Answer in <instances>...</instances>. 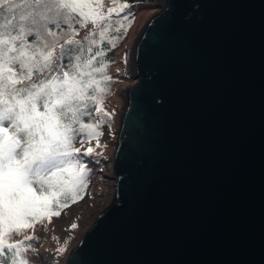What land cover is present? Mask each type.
Wrapping results in <instances>:
<instances>
[{
	"label": "water",
	"instance_id": "1",
	"mask_svg": "<svg viewBox=\"0 0 264 264\" xmlns=\"http://www.w3.org/2000/svg\"><path fill=\"white\" fill-rule=\"evenodd\" d=\"M155 5L129 53L110 203L62 264H264V0Z\"/></svg>",
	"mask_w": 264,
	"mask_h": 264
},
{
	"label": "snow or ice",
	"instance_id": "2",
	"mask_svg": "<svg viewBox=\"0 0 264 264\" xmlns=\"http://www.w3.org/2000/svg\"><path fill=\"white\" fill-rule=\"evenodd\" d=\"M130 7L0 0V264H31L36 238L27 230H47L83 198L91 170L82 157L95 150L75 145L103 147L111 116L103 107L112 82L106 53L127 35Z\"/></svg>",
	"mask_w": 264,
	"mask_h": 264
},
{
	"label": "rangeland",
	"instance_id": "3",
	"mask_svg": "<svg viewBox=\"0 0 264 264\" xmlns=\"http://www.w3.org/2000/svg\"><path fill=\"white\" fill-rule=\"evenodd\" d=\"M127 2L131 5L130 12L134 14L136 20L128 29L125 40L120 41V44L124 45L117 52V64L113 69L118 70L117 66L119 65L121 69L123 68L124 71L127 70L129 73L128 59L132 42L144 23L151 15L158 12L159 7L155 5V0H127ZM111 3L112 0H105L106 5L111 6ZM133 83L134 81L129 78V82L121 90H119V84L115 85L114 95L117 96V99L114 100L112 97L107 96L104 101L110 103L111 107L118 112V115L121 112L124 91ZM113 87H111V90ZM116 119L113 130L105 127L102 129L103 135L100 137L99 143L103 147H98L93 155L84 158L91 171L88 187L84 191L83 198L64 209L59 218L53 217L52 222L47 225V230L40 225H37L34 231L31 229L30 235L36 238L33 245L35 251H31L29 254L33 264H62L68 251L75 245L80 235L92 224L95 214L101 213L109 205L113 193L112 180L98 177L97 170L99 167H103L108 173L111 168L110 158L119 116ZM73 224L76 225L75 228H72ZM53 237L57 239L54 240ZM60 248L64 249L62 253L57 251Z\"/></svg>",
	"mask_w": 264,
	"mask_h": 264
},
{
	"label": "trees",
	"instance_id": "4",
	"mask_svg": "<svg viewBox=\"0 0 264 264\" xmlns=\"http://www.w3.org/2000/svg\"><path fill=\"white\" fill-rule=\"evenodd\" d=\"M121 15H123V14H121ZM129 15H130V17H134L133 22H132V24H133V23L135 22V20H136V19H135V16H134V14L131 13V12H129ZM90 28H91V26L89 25V29H86L85 31H81L80 36H79L78 38L83 39V37L86 35L87 31L90 30ZM113 35H115V33H113ZM125 36H126V35H125ZM125 36H123L122 39H121L120 41L125 40ZM123 45H124V44H123ZM123 45L120 44V42H119V45H118L116 48H112V49H110L109 51H107V53H106L107 58H108V60H109V68H108V70H107V74L110 75V76L112 77V82H111V84H110V90H111V87L114 86V87L112 88V90H111V94L108 95V97H112V99H114V100L117 99V98H116L117 96L114 95V94H115V92H114L115 85H118V84H119V86H120L119 90H121V89L127 84V82H129V78H130L129 73L127 72V70L124 71L123 68L121 69L119 65L117 66L118 70H114V69H113V68L115 67V65L117 64V63H116L117 52H118L119 49H122ZM103 107H104V109H105L108 113L111 114V116H110V119H109L108 123H106V124H104V125L102 126V129H103V127H105V128H110V129L113 130V129H114V128H113L114 125H116V121H117L116 118H118V116H119V115H118V112L115 111V109L111 107L110 103H105V102H104ZM112 109H113V110H112ZM102 129H101V130H102ZM112 130H111V131H112ZM99 139H100V138H99ZM96 143H97L96 140H93V141H91L90 143H85V144L83 145V147H81V145H80L79 143H76L75 147H76V148H80V149H81V153H83L84 151H86L87 148H89V147L94 148V150L96 151L97 148H98V147H96ZM91 144H93V145H91ZM95 151H94V152H95ZM87 157H88V156H87ZM89 157H90V156H89ZM82 158L84 159V158H86V157H82ZM83 196H84V193H83ZM80 200H81V199H79V201H80ZM79 201H78V202H79ZM73 204H75V203H72L71 205H73ZM30 231H31V229H28L27 232H26L25 234H26V235H30ZM30 236H31V235H30ZM16 239H17V240H21V239H23V235L16 237ZM31 243H32V245H34V244H35V241L33 240ZM30 253H31V251H29V252L27 253V256H28L29 260L31 261V255H29ZM31 264H33L32 261H31Z\"/></svg>",
	"mask_w": 264,
	"mask_h": 264
},
{
	"label": "bare ground",
	"instance_id": "5",
	"mask_svg": "<svg viewBox=\"0 0 264 264\" xmlns=\"http://www.w3.org/2000/svg\"><path fill=\"white\" fill-rule=\"evenodd\" d=\"M108 167V166H107ZM110 167V166H109ZM111 170V169H110ZM110 170H108V173L106 172V169H104L103 167H99V169L97 170V173H99L97 176L98 177H103V179L104 178H107L110 174H111V172H110ZM96 174V173H95ZM111 176V175H110ZM109 176V177H110ZM108 177V178H109ZM110 179V178H109ZM105 181V180H104Z\"/></svg>",
	"mask_w": 264,
	"mask_h": 264
},
{
	"label": "built area",
	"instance_id": "6",
	"mask_svg": "<svg viewBox=\"0 0 264 264\" xmlns=\"http://www.w3.org/2000/svg\"><path fill=\"white\" fill-rule=\"evenodd\" d=\"M111 169V168H110ZM98 214V213H97Z\"/></svg>",
	"mask_w": 264,
	"mask_h": 264
}]
</instances>
